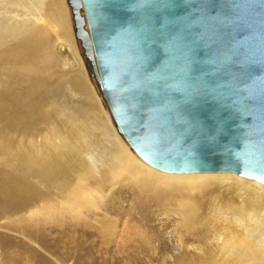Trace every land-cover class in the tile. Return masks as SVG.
Segmentation results:
<instances>
[{"label":"bare ground","instance_id":"6f19581e","mask_svg":"<svg viewBox=\"0 0 264 264\" xmlns=\"http://www.w3.org/2000/svg\"><path fill=\"white\" fill-rule=\"evenodd\" d=\"M20 24L0 25L2 226L19 229L21 222L18 238L46 250L77 248L89 264V258L100 263L101 252L111 259L149 249L156 226L151 221L160 215L174 224L171 233L185 247L199 252L183 253L174 264H264L263 188L255 191L221 173L192 183L163 180L123 143L83 73L76 72L74 83L71 76L51 74L45 36L31 23ZM64 35L69 43L61 50L71 58V34ZM133 199L144 203L136 207ZM207 218H223L225 233L214 231L207 239ZM38 236L48 241L40 244ZM204 240L207 247L200 248Z\"/></svg>","mask_w":264,"mask_h":264},{"label":"water","instance_id":"95a60500","mask_svg":"<svg viewBox=\"0 0 264 264\" xmlns=\"http://www.w3.org/2000/svg\"><path fill=\"white\" fill-rule=\"evenodd\" d=\"M68 3L117 131L144 163L264 185V0Z\"/></svg>","mask_w":264,"mask_h":264},{"label":"rangeland","instance_id":"374dc122","mask_svg":"<svg viewBox=\"0 0 264 264\" xmlns=\"http://www.w3.org/2000/svg\"><path fill=\"white\" fill-rule=\"evenodd\" d=\"M81 14H83V12H81ZM25 22H27V26H29V24L31 23L32 27L34 25V28L39 29L38 33L36 31L37 35L39 36L41 35L42 37L45 36V39L44 38L43 39L46 41V44L43 45L42 49L44 52V56H46V58L49 57L48 59L51 60L50 62L52 64L49 63V67L51 66L50 69H52L51 74L53 73L54 75L56 72L57 76L58 75L60 76V74H62L63 76H65V78L71 76L70 83L72 82L74 83V77L76 72L78 71L82 72L92 91L93 92L95 91L94 93L96 95V99H98V102L102 104V106L108 113L109 111L107 110L104 104L103 101L104 99L98 88L97 82L95 78L91 75V71L87 63V60L83 56V48L80 45V41L75 36V26L73 23L71 6L69 5L68 0H0V25H3L5 28L8 29H13V28L15 29V27H17L20 23H21L20 26L25 25ZM12 26L14 27L12 28ZM65 31L66 32L68 31V33L71 34L70 35L72 39L71 43L73 44L71 45L73 47L71 50L72 52L71 58L69 57V55H66L61 50V45L67 47L69 43L68 40L64 38L65 37L64 34L66 33ZM72 56L74 57L73 58L74 62L72 60ZM70 62H72V64ZM68 74L70 75L68 76ZM110 116L108 115L109 118ZM111 122H113V127L117 132V128L115 126L113 119L111 120ZM117 133L120 134L119 132ZM120 137L122 138L123 143L130 149L128 143L125 141V139L121 134ZM130 152L134 157H136L133 154L134 152L132 153L131 150ZM140 162L142 161L140 160ZM142 164L150 168L149 166L145 165L143 162ZM150 169L156 172L158 175H161L163 180H176L182 183L183 182L192 183L193 180L195 179L199 181L210 180L214 177L219 178L220 176V175L219 176L212 175L213 173L169 175V174H163L164 172L161 173V171L158 170L156 171L152 168ZM221 174H225L226 176L231 175L228 173H221ZM228 177H231L234 181H236L237 182L236 184H239V182H243V184H247L255 191L259 190V188L264 189V187H260L246 180H241L240 178H237L235 176H228ZM223 195L225 196V198L227 197L226 191L223 192ZM132 201L134 206L136 207L144 203V202H140L141 199H136V200L133 199ZM64 204L65 201L63 203H60L59 205H64ZM4 220L5 219H1L0 223L6 222ZM207 221H209V218H207ZM151 222H152L151 226H153V227L150 226L151 228H154V225H156L154 228L155 232L151 231L154 233L150 234V237L152 238L151 243L153 244V245L151 244L152 248L150 247L149 249H144L136 252L123 251L120 253H116L115 255L112 254L114 257L112 256L111 259L110 256H107V258L109 259H106V254L103 252L101 253L99 252L101 255V260H99L100 263H96V261L89 258L90 261L89 264H91V262L92 264H174L183 253L189 252L191 255H196L199 253L195 250H192L191 248H188L187 246L185 247L182 244V240L180 239L179 235L175 236V234L171 233L174 226V224L171 221H164L162 216L159 215L157 217H153ZM209 223L212 229L211 230L208 229L209 234L207 236V239L213 238V235L215 233L214 231H216L218 234L221 232L225 233L226 227L223 218H218V223H215L211 219ZM18 224H20L18 226L19 229L24 228L21 222H18ZM215 225L216 227L213 228V226ZM11 229L5 228L4 226H2V224H0V254H1L0 264H22L27 260L29 264L30 263L31 264H88L87 261L84 259V256L80 257L79 255V254L84 255V252L79 251L77 248H73L72 250L69 249L64 250L58 245H55L52 248H49L48 245L49 249L46 250L44 248H40L38 244H31L30 243L31 239L29 237L18 238L16 235L18 234L19 231L22 232L21 230L17 228L16 229L11 228ZM61 231L63 232L64 229H62ZM45 233H46V237L49 238V236H47L48 233L47 232ZM35 236L36 235H34L32 238H34ZM54 236H56V233ZM62 236L63 234L59 235V237ZM47 238L38 236V239H40V244L43 242H47L48 241ZM185 242L186 244H188L189 241H185ZM21 246H24L22 247L23 249H21ZM198 246H200V248H206L207 247L206 240L199 243ZM27 247H29V249ZM44 247L46 248V246ZM217 252L219 253V250L212 253L217 254ZM59 260L62 262H60Z\"/></svg>","mask_w":264,"mask_h":264}]
</instances>
